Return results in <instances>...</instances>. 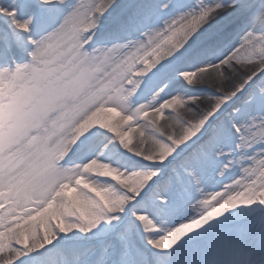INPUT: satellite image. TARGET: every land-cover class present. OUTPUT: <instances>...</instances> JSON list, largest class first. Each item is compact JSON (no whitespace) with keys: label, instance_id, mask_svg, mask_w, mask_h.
Returning a JSON list of instances; mask_svg holds the SVG:
<instances>
[{"label":"snow or ice","instance_id":"snow-or-ice-1","mask_svg":"<svg viewBox=\"0 0 264 264\" xmlns=\"http://www.w3.org/2000/svg\"><path fill=\"white\" fill-rule=\"evenodd\" d=\"M0 264H264V0H0Z\"/></svg>","mask_w":264,"mask_h":264},{"label":"bare ground","instance_id":"bare-ground-1","mask_svg":"<svg viewBox=\"0 0 264 264\" xmlns=\"http://www.w3.org/2000/svg\"><path fill=\"white\" fill-rule=\"evenodd\" d=\"M133 135H134V137H137L138 138V135L139 134H138V132H134Z\"/></svg>","mask_w":264,"mask_h":264}]
</instances>
